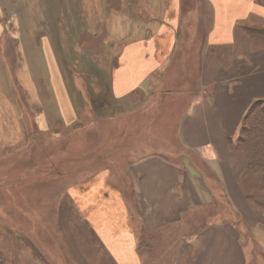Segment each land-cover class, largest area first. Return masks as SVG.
Masks as SVG:
<instances>
[{"label":"rangeland","instance_id":"rangeland-1","mask_svg":"<svg viewBox=\"0 0 264 264\" xmlns=\"http://www.w3.org/2000/svg\"><path fill=\"white\" fill-rule=\"evenodd\" d=\"M75 1L49 0L43 26L36 6L30 11L33 38L25 40L24 7L0 0V264H115L70 192L89 191L93 178L111 169V186L137 223L142 200L128 181L129 165L162 147L182 154L175 146L176 125L198 90L202 65L211 57L231 62L227 48L219 55L208 45L214 16L208 0H177L175 6L173 0ZM250 29L243 25L248 36ZM137 42L145 44L146 57L152 48L157 63L148 61L153 69L145 72L142 89L116 101L113 76L132 61L125 47ZM263 102L262 109L246 113L231 148L245 153L238 137L242 127L264 122ZM189 159L207 182L214 181L197 159ZM248 173L255 176L246 177L247 191L263 193L260 176ZM263 201L251 199L262 212ZM228 207L215 198L190 212L175 235L226 220ZM233 221L242 224L235 215ZM246 235L249 264H264V237ZM166 243L147 241L142 252L152 257L141 255L145 264H165L158 247Z\"/></svg>","mask_w":264,"mask_h":264},{"label":"crops","instance_id":"crops-1","mask_svg":"<svg viewBox=\"0 0 264 264\" xmlns=\"http://www.w3.org/2000/svg\"><path fill=\"white\" fill-rule=\"evenodd\" d=\"M60 1L77 4L75 0ZM173 1L175 6L177 0ZM208 1L214 15L208 45L219 55L227 48L231 62L211 57L202 65L198 90L188 98L176 125L175 146L182 154L162 147L129 165L128 181L133 184L136 197L142 200L139 221L133 222L122 195L111 186V169L95 176L96 185L89 191L79 192L76 188L70 192L115 264H145L141 255H144L142 249L148 247L147 241H152L153 246L158 241H169L158 247L160 260L165 264H249L252 254H249L245 235L250 231L254 237L256 233L264 237V212L251 202V199L264 198V192L250 194L247 191L246 177L255 175L247 171V155L231 148L229 143L238 136L252 105L264 101V3L259 0ZM48 2L18 0L24 7L19 5V10H24L21 15L29 28L23 31L25 40L33 38V12L30 11L38 7V22H43L42 17L51 14ZM64 16H56L55 22L61 23ZM74 18L70 15L68 20L74 23ZM45 23L46 20L40 26ZM243 25L258 32L248 36ZM60 29L69 31L63 26ZM166 33L172 34L171 31ZM43 46L51 50L48 43ZM144 46L137 42L125 47L126 56L132 61L120 64L115 71L112 92L116 101L126 99L137 87L142 89L145 72L153 69L146 66L148 61L157 63L152 48L146 57ZM172 157L178 161H172ZM189 158L197 159L214 181L207 182L204 171ZM109 163L107 166L111 165ZM215 198L227 202L231 214L225 211L226 220L206 223L189 236L175 235L174 230L183 227L190 212L206 207ZM234 215L242 224L233 221ZM144 256L152 257L146 252Z\"/></svg>","mask_w":264,"mask_h":264},{"label":"trees","instance_id":"trees-1","mask_svg":"<svg viewBox=\"0 0 264 264\" xmlns=\"http://www.w3.org/2000/svg\"><path fill=\"white\" fill-rule=\"evenodd\" d=\"M254 32L258 31L250 29L249 34L253 35ZM260 102L262 101L254 103L247 114H252L257 108L261 107ZM238 139L248 157L247 171L258 174L264 186V122L255 126L242 127V136ZM229 143L232 145L231 142Z\"/></svg>","mask_w":264,"mask_h":264}]
</instances>
